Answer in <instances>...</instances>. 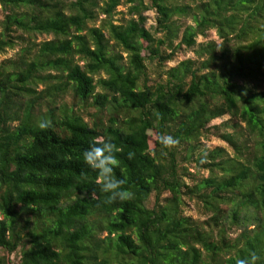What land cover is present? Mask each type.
<instances>
[{"label":"trees","instance_id":"1","mask_svg":"<svg viewBox=\"0 0 264 264\" xmlns=\"http://www.w3.org/2000/svg\"><path fill=\"white\" fill-rule=\"evenodd\" d=\"M0 7V55L17 49L0 63V264H264V0ZM96 137L132 199L104 202L82 159Z\"/></svg>","mask_w":264,"mask_h":264},{"label":"clouds","instance_id":"2","mask_svg":"<svg viewBox=\"0 0 264 264\" xmlns=\"http://www.w3.org/2000/svg\"><path fill=\"white\" fill-rule=\"evenodd\" d=\"M37 126L44 130L49 127L47 120H40ZM159 143L162 148L170 149L178 144V140L171 135H161ZM119 148L109 140L103 137H96L90 142V146L82 153V159L88 168L96 172V184L100 192L106 194L104 202L112 203L115 201H128L133 198L134 194L130 190L124 189L125 181L117 179L114 175V168L118 167L119 161L116 153ZM131 158V157H130ZM93 198H97L95 192L91 193ZM260 257L255 253H250L247 258H241L236 264H257Z\"/></svg>","mask_w":264,"mask_h":264},{"label":"rangeland","instance_id":"3","mask_svg":"<svg viewBox=\"0 0 264 264\" xmlns=\"http://www.w3.org/2000/svg\"><path fill=\"white\" fill-rule=\"evenodd\" d=\"M126 9H127V7L124 5V6H121L118 9V11L126 13ZM147 15L149 16L147 28L150 29L152 26L155 25L154 13L149 12ZM117 18L121 19L122 17L117 16ZM2 19H3V12H2L1 7H0V22ZM212 37H213V39H217L215 33H212ZM50 39H51L50 37L41 36L38 38V42H42V41H46V40H50ZM198 42L200 43L203 41H202V39H199ZM16 55H17V49L7 50L5 53L0 55V63L5 59L15 58ZM188 57H192V55L188 54L187 56H181L180 58H178V60L176 62L169 64V67H173V66L177 65V62H180V61H182ZM226 120H228V117L216 120L212 123V125H219ZM203 142H204L206 148H208L209 150H214L217 147H221V148L227 147L223 142L219 141L216 138H212L209 141L204 140ZM190 171L192 174H195L198 178H200L202 176H207V173H201V175H197V171L193 168H191ZM186 203L187 204L184 208V214L186 216L192 217L193 219H202V215L200 213V209H199L198 204L196 202L189 201V200H187Z\"/></svg>","mask_w":264,"mask_h":264}]
</instances>
